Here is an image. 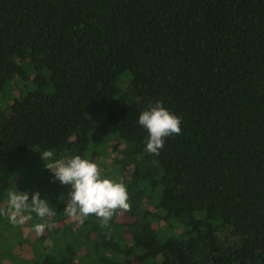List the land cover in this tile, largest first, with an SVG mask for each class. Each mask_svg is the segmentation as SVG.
<instances>
[{
	"label": "trees",
	"instance_id": "16d2710c",
	"mask_svg": "<svg viewBox=\"0 0 264 264\" xmlns=\"http://www.w3.org/2000/svg\"><path fill=\"white\" fill-rule=\"evenodd\" d=\"M28 67L0 112V206L31 148L79 155L131 205L76 221L89 263L264 264V0H0V92ZM157 101L182 132L154 155L138 120Z\"/></svg>",
	"mask_w": 264,
	"mask_h": 264
},
{
	"label": "rangeland",
	"instance_id": "374dc122",
	"mask_svg": "<svg viewBox=\"0 0 264 264\" xmlns=\"http://www.w3.org/2000/svg\"><path fill=\"white\" fill-rule=\"evenodd\" d=\"M35 74V68L31 67L30 69L28 67L27 80L14 79L13 82L8 83L6 89L0 92V112L6 110L9 102L36 87ZM126 76L128 75L125 74L120 81L122 90L128 88L125 87L124 78ZM115 145H119L116 140H111L104 145L103 149L107 150V153L103 164L106 165L112 160V150ZM44 165L45 161L36 147L26 152L17 162L18 180L11 182L4 196L2 206L6 205L8 191L27 192L30 194L29 199H31L32 193L38 191L41 199L46 198L50 206L56 211L54 217L51 218L55 227L50 230L46 229L43 235H38L33 230L34 225L44 221L34 213L29 220L19 226H13L7 217L0 216V264H61L65 258H68L69 253L74 254L73 258L76 262L93 264L89 263V259L83 257V248L78 243L80 237L78 223L70 219L65 214L64 208L61 207L68 199L71 186L62 185L54 178L52 171L45 168ZM120 165L123 166L124 164L121 163ZM98 166L103 167L101 163ZM128 167L131 166L128 165ZM123 173L125 174V172ZM102 174L105 178L115 179L114 173H107L106 169L103 170ZM121 174H119L120 177ZM58 215L66 218L59 220L61 217H58ZM56 218L58 219L56 220ZM113 218L117 223L131 219L125 211L117 212ZM153 226L155 228L160 227L161 221H154ZM127 238H129L128 235Z\"/></svg>",
	"mask_w": 264,
	"mask_h": 264
},
{
	"label": "clouds",
	"instance_id": "9594fccd",
	"mask_svg": "<svg viewBox=\"0 0 264 264\" xmlns=\"http://www.w3.org/2000/svg\"><path fill=\"white\" fill-rule=\"evenodd\" d=\"M138 122L148 132L146 151L154 155H159L165 138L182 132L180 117L167 110L160 101L150 103L139 115ZM53 156L50 150L41 153L45 168L52 171L54 178L62 185L71 186L64 209L70 219L83 224L90 215H95L100 219V226L107 227L117 212L131 210L126 186L105 178L98 164L79 155H66L56 160ZM29 195L17 190L8 191L6 205L0 206V216L7 217L13 226H19L34 213L44 222L35 224L33 230L43 235L46 229L55 227L51 218L56 211L46 198L41 199L38 191L31 194V199Z\"/></svg>",
	"mask_w": 264,
	"mask_h": 264
}]
</instances>
